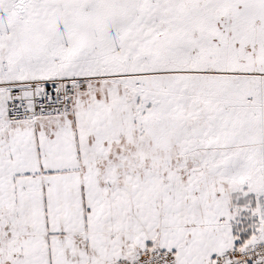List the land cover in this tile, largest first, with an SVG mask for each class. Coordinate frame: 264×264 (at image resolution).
<instances>
[{
    "label": "snow or ice",
    "instance_id": "6c2138e0",
    "mask_svg": "<svg viewBox=\"0 0 264 264\" xmlns=\"http://www.w3.org/2000/svg\"><path fill=\"white\" fill-rule=\"evenodd\" d=\"M0 264H264V0H0Z\"/></svg>",
    "mask_w": 264,
    "mask_h": 264
}]
</instances>
